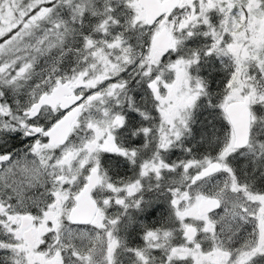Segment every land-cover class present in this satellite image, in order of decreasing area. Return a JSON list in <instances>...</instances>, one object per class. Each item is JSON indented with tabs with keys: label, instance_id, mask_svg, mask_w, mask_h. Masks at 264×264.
<instances>
[{
	"label": "snow or ice",
	"instance_id": "6c2138e0",
	"mask_svg": "<svg viewBox=\"0 0 264 264\" xmlns=\"http://www.w3.org/2000/svg\"><path fill=\"white\" fill-rule=\"evenodd\" d=\"M0 264H264V0H0Z\"/></svg>",
	"mask_w": 264,
	"mask_h": 264
}]
</instances>
